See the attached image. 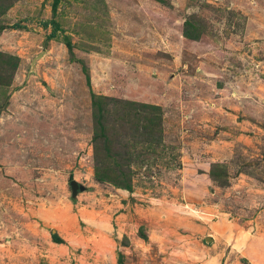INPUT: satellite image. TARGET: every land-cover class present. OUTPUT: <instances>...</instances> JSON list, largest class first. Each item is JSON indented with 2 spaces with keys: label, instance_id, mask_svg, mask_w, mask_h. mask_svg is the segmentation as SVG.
<instances>
[{
  "label": "rangeland",
  "instance_id": "obj_1",
  "mask_svg": "<svg viewBox=\"0 0 264 264\" xmlns=\"http://www.w3.org/2000/svg\"><path fill=\"white\" fill-rule=\"evenodd\" d=\"M51 1L0 16V264H264V0Z\"/></svg>",
  "mask_w": 264,
  "mask_h": 264
},
{
  "label": "trees",
  "instance_id": "obj_2",
  "mask_svg": "<svg viewBox=\"0 0 264 264\" xmlns=\"http://www.w3.org/2000/svg\"><path fill=\"white\" fill-rule=\"evenodd\" d=\"M16 1V0H0V16L11 6L12 2ZM59 2V0H52L51 4H50V11L52 14L55 13L56 11V6L57 3ZM46 24H51V32L49 33V35H47V38H51L53 36H55V31L58 28V24L55 22V20L53 19H49L46 21H42V26H45ZM6 26H2L0 25V31L2 29H4ZM8 27L11 28H20L19 25H9ZM182 35L186 38L189 39H194L193 33L189 32L187 30V28H183L182 29ZM62 43L65 45L69 55H70V59L72 60L73 56H72V52H71V43L69 41V39L64 38L62 40ZM19 58L16 55L13 54H9L7 52H3L0 51V86L2 85H7L10 82V79L13 76V72L15 71V69L17 68ZM6 74V75H5ZM5 79H7V81H4ZM86 79L88 80V77L86 76ZM101 99H110L109 97H104L102 96ZM101 102H99L97 99L92 98L91 99V117H92V121H93V130H92V136H91V143H92V157H93V172H94V177L96 180L98 181H107L109 183H111L112 185H114L115 187H119V188H123V189H129V181L128 179H126L124 182H118L120 181V178H117L118 175L115 178H110L109 179V175H108V170H109V166L106 165V161H104V158L106 157V153L102 152V155H98L99 151L96 148V137L102 134V129L101 127L98 128V119L99 117V113L101 110ZM142 104V103H141ZM145 105V104H143ZM141 106V105H140ZM155 107L154 105H149V107ZM98 138V137H97ZM104 142V140H103ZM120 175H125L126 174L121 171ZM127 178V177H126ZM124 180V179H123Z\"/></svg>",
  "mask_w": 264,
  "mask_h": 264
},
{
  "label": "water",
  "instance_id": "obj_3",
  "mask_svg": "<svg viewBox=\"0 0 264 264\" xmlns=\"http://www.w3.org/2000/svg\"><path fill=\"white\" fill-rule=\"evenodd\" d=\"M69 186L71 188L72 195H74L78 190L82 189V186L74 180L69 181Z\"/></svg>",
  "mask_w": 264,
  "mask_h": 264
},
{
  "label": "crops",
  "instance_id": "obj_4",
  "mask_svg": "<svg viewBox=\"0 0 264 264\" xmlns=\"http://www.w3.org/2000/svg\"><path fill=\"white\" fill-rule=\"evenodd\" d=\"M212 259V257H210Z\"/></svg>",
  "mask_w": 264,
  "mask_h": 264
}]
</instances>
